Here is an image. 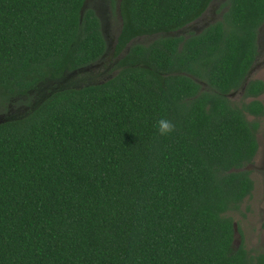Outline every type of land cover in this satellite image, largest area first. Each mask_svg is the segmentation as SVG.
<instances>
[{"label": "trees", "instance_id": "16d2710c", "mask_svg": "<svg viewBox=\"0 0 264 264\" xmlns=\"http://www.w3.org/2000/svg\"><path fill=\"white\" fill-rule=\"evenodd\" d=\"M214 1L111 0L118 75L0 123V264H264L235 247L231 216L255 190L264 82L231 96L257 63L264 0L181 34ZM87 2L0 0V111L103 59Z\"/></svg>", "mask_w": 264, "mask_h": 264}, {"label": "rangeland", "instance_id": "374dc122", "mask_svg": "<svg viewBox=\"0 0 264 264\" xmlns=\"http://www.w3.org/2000/svg\"><path fill=\"white\" fill-rule=\"evenodd\" d=\"M228 2L229 0H216L210 12L203 17L205 23L211 20L212 22L209 23L210 25L211 23L221 20L223 16L222 13L224 11L226 12L228 8ZM87 6L97 11L102 19L103 31L109 44L108 55L99 63L95 64V66L89 67L80 73H69L57 82L42 84L37 91L30 94L31 98L29 99L24 98L22 101L16 100L9 109L0 111V122L6 121V117L12 118L13 116L24 115L27 112V108H30L32 105L38 106L50 95V92L54 93L60 90L102 84L118 75L120 71L118 67L120 58L115 56V51L113 53V50L122 29V19L119 10L113 9L111 0H89ZM208 27L209 26H195V28L199 29L198 31L201 32ZM188 33L189 31L187 30L181 34ZM262 36H264V29H262ZM156 38L157 37L140 38L132 44H148ZM250 78L251 80H261L264 82L263 48ZM231 98L235 104L241 106L244 101L243 92H236ZM260 100L264 102V95L260 97ZM17 112L20 113L17 114ZM250 119L255 120L252 116H250ZM258 139L260 144L259 153L254 163L247 168L252 172L255 190L252 196L242 204L240 211L231 213L236 225L235 247L238 248L244 243L253 255H258L264 251V119H260Z\"/></svg>", "mask_w": 264, "mask_h": 264}, {"label": "flooded vegetation", "instance_id": "af4514ba", "mask_svg": "<svg viewBox=\"0 0 264 264\" xmlns=\"http://www.w3.org/2000/svg\"><path fill=\"white\" fill-rule=\"evenodd\" d=\"M216 1V0H215ZM214 1V2H215ZM213 2V3H214ZM88 3H89V0H88V2H87V5H88ZM213 3H212V5H213ZM212 5L210 6V8H209V10L207 11V13L208 12H210V9L212 8ZM228 9V8H227ZM227 11V10H226ZM97 12V11H96ZM225 12V11H224ZM224 12L222 13V14H224ZM206 13V14H207ZM97 14H98V12H97ZM206 14H204V16L206 15ZM98 16H99V14H98ZM203 16V17H204ZM214 16H215V14H214ZM100 17V16H99ZM203 17L200 19V20H198L196 23H194V24H192V25H190L189 27H188V31H198L199 29H196L195 28V26L196 25H200V26H210V25H212V24H214V23H211L210 25H209V23L210 22H212L211 20H209L208 21V23L206 22L205 23V20L203 19ZM214 18H216V17H214ZM213 20V19H212ZM101 21H102V19H101ZM203 21V22H202ZM202 22V23H201ZM216 23V22H215ZM207 24V25H206ZM102 26H103V22H102ZM262 29H264V24H263V26H262ZM199 32H201V31H198L197 33H199ZM104 35H105V33H104ZM107 41V40H106ZM116 44H117V42H116ZM107 45H108V47H109V44H108V41H107ZM116 46V45H115ZM262 48L264 49V36H262V39H261V43H260V49H259V55H258V58L261 56V53H262ZM114 51H115V47H114V50H113V53H114ZM108 52H109V48H108V50H107V52H106V54H105V56L103 57V58H105L107 55H108ZM123 57V54L121 55V56H119L118 58H122ZM258 58H257V61H258ZM119 62H120V60H119ZM92 66H95V65H92ZM92 66H90V67H92ZM89 68V67H88ZM85 69H87V68H85ZM85 69H81V70H79V71H76V73H80V72H82V71H84ZM80 87H82V86H80ZM49 94H51V92L49 93ZM33 106V105H32ZM31 109V107L30 108H27V110L26 111H28V110H30ZM20 112H17V114H19Z\"/></svg>", "mask_w": 264, "mask_h": 264}, {"label": "clouds", "instance_id": "9594fccd", "mask_svg": "<svg viewBox=\"0 0 264 264\" xmlns=\"http://www.w3.org/2000/svg\"><path fill=\"white\" fill-rule=\"evenodd\" d=\"M157 131L161 136H168L170 135L175 128V125L172 123L171 120L167 118H161L157 121Z\"/></svg>", "mask_w": 264, "mask_h": 264}, {"label": "water", "instance_id": "95a60500", "mask_svg": "<svg viewBox=\"0 0 264 264\" xmlns=\"http://www.w3.org/2000/svg\"><path fill=\"white\" fill-rule=\"evenodd\" d=\"M86 7H87V3L85 4V6H84V8H83V11H82V14L84 15V11H85V9H86ZM261 39H262V28L260 29V36H259V44L261 43ZM254 69V68H253ZM253 69L251 70V72L249 73V75H248V77L246 78V80H245V83H244V85H243V88H242V92L244 93V91H245V88H246V86H247V84L249 83V81L251 80V75H252V73H253ZM1 123V122H0Z\"/></svg>", "mask_w": 264, "mask_h": 264}]
</instances>
